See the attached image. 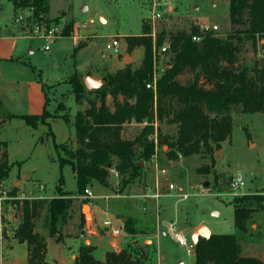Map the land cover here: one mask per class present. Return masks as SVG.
<instances>
[{
  "label": "rangeland",
  "instance_id": "1",
  "mask_svg": "<svg viewBox=\"0 0 264 264\" xmlns=\"http://www.w3.org/2000/svg\"><path fill=\"white\" fill-rule=\"evenodd\" d=\"M166 1L170 2L172 11L159 21L160 30L173 32L198 25L213 28L216 35L224 37L231 29L228 0ZM48 2L47 18L55 21L48 27L41 21L46 29L39 31V34L48 33V28L50 29L54 37L47 40L38 37V33L34 32L38 23L31 19V12L27 8L15 9L12 0H0V57H8L6 61L0 59V85L6 89L1 91L6 96L12 93L20 97L23 92L29 91L26 81L37 80L38 84L44 86L48 97L46 109L50 113L66 114L72 118L76 111L87 106L88 98L94 97L85 92L81 103L75 102L68 82L72 73L75 72L79 77H98L103 84L106 74H113L127 64L132 68L140 65L143 47L130 49L127 38L144 35L142 26L146 25L150 15V0ZM18 16L22 19L17 20ZM69 23L73 25L71 36H62L61 31ZM113 38L118 40L117 50L106 48V43ZM79 42H85V45L74 53ZM45 45L49 46L48 50L43 49ZM263 49L262 40H257L255 44L245 41L238 64L252 69L264 57ZM192 78L191 73H184L179 80L187 82ZM7 81H21L24 84L22 88H16L11 87ZM106 101L111 106L110 96H107ZM57 105H61L62 109L58 110ZM230 115L231 132L221 142L219 149L210 155L199 153L187 157L180 154L171 156L167 153L168 144L163 137L175 136L178 129L176 123L167 120L171 116H164L163 119L154 117L153 130L147 136L153 144V154L147 160L139 159L144 164L139 165L141 171L122 190L127 193L117 196L115 192L94 182L89 186L93 200L76 194V180L71 167L68 164L60 166L56 160L54 142H72V127L66 126L62 119L55 117L50 120L49 127L38 124L34 129L27 126L22 128L20 119L12 122L9 120L2 126L1 138L8 141V161L12 167L2 182L0 196L16 195L20 187L18 181H21L24 194L28 195L30 191L37 195L39 185H42L41 193L54 198L58 196L57 186L62 176V190L78 198L73 200L74 209H70L66 223L62 225V238L76 235L86 239L84 245L96 249L93 256L100 262L104 260L107 251L118 252L132 247L134 250L141 249L142 264H194L193 251L188 253L186 248L174 243L167 230L169 222H174L177 229L185 234L188 244L191 230L204 224L214 234H236L242 247V255L264 259V113H245L234 107ZM48 119L50 118L46 120ZM144 125L134 121L126 123L122 128V136L133 139ZM49 130L52 131L53 138L48 134ZM156 164L159 168L166 169V174L158 177L160 190L166 194L159 199V213L157 215L154 212L153 201L147 200L144 205L150 210L148 213L151 219L136 223L139 229L144 228V232L127 234L122 229L124 219L121 213L135 214L140 219L147 215L146 212H141L142 200L132 194L138 186L154 183ZM236 174L242 176L243 186L232 191L230 183ZM109 180L110 187L119 190L118 177L112 175ZM167 184H173L175 189L169 191ZM180 192L188 194V197L180 200L177 195ZM243 197H250L244 203L254 212L245 223L246 231L238 232L233 224V201ZM255 198H261V203ZM83 199H87V202ZM22 205L17 201L5 200L2 207L6 214L17 213L20 220ZM91 208L96 209L93 214ZM81 213L87 218L86 220L84 217L82 224L79 218ZM100 213L110 218L113 226L120 230V234L115 236L119 239L118 242L105 252L103 249L110 236L106 234L107 231L97 228L99 235L93 237L85 233V223L93 221L96 228L99 220L97 215H101ZM44 215L43 212L37 219L35 232L47 236L48 230L43 225ZM9 223V230L0 241V264H8L7 261L12 256L5 244L16 240L12 237V232L20 221ZM21 250H24L23 246L20 247Z\"/></svg>",
  "mask_w": 264,
  "mask_h": 264
},
{
  "label": "trees",
  "instance_id": "2",
  "mask_svg": "<svg viewBox=\"0 0 264 264\" xmlns=\"http://www.w3.org/2000/svg\"><path fill=\"white\" fill-rule=\"evenodd\" d=\"M12 2L15 9L27 8L31 19L38 24L42 21L48 27L55 21L47 18L48 0ZM228 12L231 29L224 37L216 35L213 28L198 25H192L188 30L167 32L161 29L158 32V44L166 37L170 42V65L157 80L155 94L146 88L152 72V42L147 35L150 25L146 23L142 26L144 35L127 38L130 49L143 47V58L138 67L132 68L127 64L113 74H106L101 87L90 91L85 89L81 77L72 73L68 82L75 102L80 104L85 92L94 96L88 98L87 106L76 111L72 118L66 114L50 113L46 109V93L45 106L40 114L6 112L0 98V188L12 167L8 161V143L2 140L1 129L14 117L21 118L31 128L38 124L49 127L46 119L51 117L60 118L66 126L73 128L72 142H54V148L59 165L68 164L72 169L77 195H82L94 182L109 187L111 168L118 174V191L122 192L141 171L139 159L147 160L153 154V144L147 136L153 130L154 117L163 119L171 116L167 120L177 124L175 136L163 137L168 144L167 153L171 156L210 155L219 149L231 132L232 108L238 107L245 113H264V57L252 69L238 64L245 41L255 44L262 40L264 47V0H228ZM72 27L69 23L61 35L71 36ZM193 36H199L200 41L192 40ZM199 43H203L202 47ZM84 45L85 42H79L74 53ZM184 73H191L193 78L187 82L180 81L179 77ZM42 88L44 90L43 85ZM107 96L112 98L111 106L107 104ZM57 109H62L61 105H57ZM132 121L145 125L133 139L124 138L122 128ZM48 134L53 138L51 130ZM62 184L61 176L58 196L54 198L22 201L20 223L13 229L12 237L28 245L27 264H46L45 236L35 232V223L43 212V225L48 236L62 238V225L70 209H74L73 200L78 199L64 192ZM249 199L243 197L233 201V224L238 232L246 231L245 223L254 212L244 203ZM255 200L261 203V198ZM83 201L87 202V199ZM79 218L82 224L84 215L81 213ZM136 225V220L129 216L124 219L123 230L130 235L144 232ZM193 253L194 264H264V259L242 255L236 234L211 233L208 239L199 238ZM142 258L141 249L130 247L118 252L107 251L100 262L93 256V247L83 244L74 264H142Z\"/></svg>",
  "mask_w": 264,
  "mask_h": 264
},
{
  "label": "crops",
  "instance_id": "3",
  "mask_svg": "<svg viewBox=\"0 0 264 264\" xmlns=\"http://www.w3.org/2000/svg\"><path fill=\"white\" fill-rule=\"evenodd\" d=\"M2 39V38H0ZM10 48H13V46H11ZM8 57H0V59H3L4 61L7 60ZM9 59H12L11 56H9ZM0 69H2L0 67ZM8 84L12 87H16V88H22L23 84L21 81H7ZM26 85L28 87V92H23L22 95L20 97H18L17 94H13L12 93L8 96H6L1 89H3V91H6L5 88H3V86L0 85V98L3 102L4 108L6 112L15 114V115H26V114H40L43 110V107L45 106V89L43 90L42 86L40 84H38V81H34V80H29L26 81ZM14 100H17V102H15ZM54 117H51L50 119H48L47 121L50 124V120L53 119ZM20 119L21 120V127L22 128H26L25 126H27L24 121L19 118V117H14L10 120V122H12L13 120H17ZM28 128H31L29 126H27ZM34 129V128H31ZM54 137V136H53ZM54 140V139H53ZM7 141V140H5ZM8 143V141H7ZM62 143V142H61ZM8 147V146H7ZM55 149V148H54ZM8 155V152H7ZM159 175L156 174V179L155 181L158 179ZM154 181V183H155ZM153 182H149L147 183L145 186H138L137 189L134 190L132 196L133 197H138L145 191V188L148 186L153 187L154 186ZM18 184H20V187L18 188V191L16 192V195H20L21 193H24V191L21 190V185L22 182L18 181ZM105 187V186H104ZM109 190H111V192H117L118 190L115 188H111L109 187H105ZM160 189V186H159ZM168 189V188H167ZM181 189V188H180ZM42 189H38L39 193L37 195H35L33 192H28V195L32 198H39V199H43V198H50L49 196H44L41 193ZM126 192V191H124ZM124 192H117L119 195H122V193ZM160 192L163 194L162 196H165L166 194L163 193L161 190ZM127 193V192H126ZM168 193V192H167ZM71 196V195H70ZM82 196V195H81ZM72 198H77L76 196H71ZM90 200H93L92 198ZM22 203V202H18ZM74 204V202H73ZM92 204H90L91 206ZM144 206V204H143ZM142 206V207H143ZM17 208V206L15 207ZM19 209V207H18ZM10 210V209H8ZM92 214L93 212L96 211V209H90ZM143 210L141 209V212ZM147 213V215H145L144 219H140V217L135 214L128 213V214H122V218L126 219L127 217H134L138 222H142L143 220H150V214L148 212H150V210L147 209L144 211ZM142 212V213H144ZM105 213V211H104ZM104 213H100L101 215H97V217L99 218L98 221H100L103 218H106V215ZM144 213V214H146ZM5 214V219H7L8 222H11V224H15L16 222L20 221L18 220V214L17 213H12V214H6V212L4 211ZM91 214V215H92ZM85 219L87 220L85 214L83 213ZM149 215V217H148ZM66 221V220H65ZM97 221V222H98ZM14 222V223H12ZM66 223V222H64ZM139 224V223H138ZM10 225V223H9ZM157 227V226H156ZM143 228V227H142ZM140 228V229H142ZM123 229V228H122ZM144 229V228H143ZM211 232V231H210ZM85 233H87L89 236H98L99 233L98 231H95V229L93 228L92 223H85ZM110 232L107 231V235L109 236V242L107 241V246L103 249V251L105 252L108 248H111L114 244H116V241L119 240L117 239V237L113 236L112 234H109ZM13 241V242H12ZM86 239H83L81 236H64L61 239H57L55 237H50V236H45V254H44V261L46 264H74L75 258L78 254V250L79 248L85 244ZM90 241H92L90 239ZM118 242V241H117ZM93 245L95 243H92ZM8 248V252H10V254L12 255L11 258L7 261L8 264H27V260H28V245L23 242V243H19L16 240H11L10 243L5 244ZM23 246L24 250L20 251V247ZM96 249L93 248V252ZM20 252H23V254H21Z\"/></svg>",
  "mask_w": 264,
  "mask_h": 264
},
{
  "label": "built area",
  "instance_id": "4",
  "mask_svg": "<svg viewBox=\"0 0 264 264\" xmlns=\"http://www.w3.org/2000/svg\"><path fill=\"white\" fill-rule=\"evenodd\" d=\"M150 15L147 18V23L150 25V31L147 34L151 38L152 42V72H151V80L146 84V88L152 89L153 93L155 94L156 90V82L160 78L161 74L164 72L166 68L169 67V60H170V55H169V45L170 42L168 38L166 37L164 41L161 44L157 43V35L158 32L160 31L159 29V21L163 20L164 16L167 14H170L172 11V7L170 5V2L166 0H150ZM40 18H43L41 15L39 16ZM22 19L21 16L17 17V20ZM41 26L37 24L35 33L38 37H42L44 39H51L53 36L52 32L48 28V33H40L39 31L41 29H46L41 23ZM201 28H207V26H201ZM35 35V36H36ZM192 40L194 41H200L199 36H193ZM119 46L118 40L113 38L111 41L106 43V48L109 50H117ZM44 50H48L49 46L45 45L43 47ZM263 54H264V49H263ZM156 174L164 176L166 174V169L165 168H159L158 165L156 164ZM110 175H114L118 177L117 172L111 168L110 170ZM232 191H236L239 189L241 186H243V178L240 174H236L232 177V181L230 183ZM40 189H43L42 185H39ZM167 188L169 191L172 189H175V186L173 184H167ZM118 192V191H117ZM116 192V195L118 196L119 194ZM234 193V192H233ZM163 194L160 192L159 189V181L158 179L155 181L154 186H148L145 188V191L139 196V198L142 200L143 204L146 203L147 200H152L153 201V209L154 212L158 215L160 205H159V199ZM179 196L180 200L186 199L188 197V194L184 192H180L177 194ZM83 198H92V194L89 188H86L84 190V193L82 194ZM28 199H35L30 197L29 195H26L24 193H21L20 195H13V196H0V241L3 240V235L8 232L9 230V222L7 219H5V214L3 211V202L5 200H12V201H18L22 202L23 200ZM14 206L15 203H14ZM147 207L144 205L142 207V210L145 211ZM93 223V221H90V224ZM93 225V224H92ZM95 231H97V228L99 230H104V231H109L113 236H118L120 234V230L113 226V222L110 218L106 217L101 219L100 221L97 222L96 228L93 226ZM167 230L172 237L174 243L182 248H186L188 253H191L194 250V245L191 243L188 244L187 238L185 234L177 229L175 226L174 222H169L167 226Z\"/></svg>",
  "mask_w": 264,
  "mask_h": 264
},
{
  "label": "water",
  "instance_id": "5",
  "mask_svg": "<svg viewBox=\"0 0 264 264\" xmlns=\"http://www.w3.org/2000/svg\"><path fill=\"white\" fill-rule=\"evenodd\" d=\"M202 45L203 43H199V47H202ZM81 80L87 91L98 89L102 85L101 79L92 75H84L81 77ZM138 164L143 165L144 163L141 160L138 161ZM210 235V230L204 224H200L191 230L189 239L191 243L195 245L199 238L208 239ZM179 264H181V262H179Z\"/></svg>",
  "mask_w": 264,
  "mask_h": 264
}]
</instances>
